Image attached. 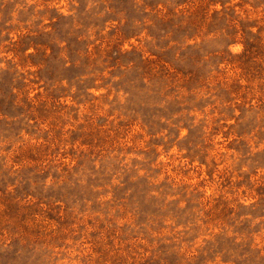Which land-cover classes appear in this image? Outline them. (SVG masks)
<instances>
[{
    "label": "rangeland",
    "instance_id": "obj_1",
    "mask_svg": "<svg viewBox=\"0 0 264 264\" xmlns=\"http://www.w3.org/2000/svg\"><path fill=\"white\" fill-rule=\"evenodd\" d=\"M0 264H264V0H0Z\"/></svg>",
    "mask_w": 264,
    "mask_h": 264
}]
</instances>
